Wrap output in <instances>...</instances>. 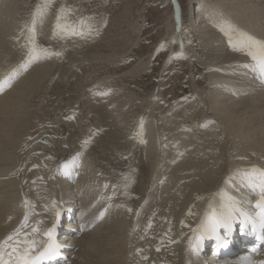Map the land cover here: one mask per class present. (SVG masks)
Returning <instances> with one entry per match:
<instances>
[{
  "label": "bare ground",
  "instance_id": "6f19581e",
  "mask_svg": "<svg viewBox=\"0 0 264 264\" xmlns=\"http://www.w3.org/2000/svg\"><path fill=\"white\" fill-rule=\"evenodd\" d=\"M211 2L216 5L215 9L202 8L201 4L196 7L205 12L203 19L197 18L201 19L200 24L191 21L199 50H193L195 41L191 40L187 53L189 61L193 58L197 63L196 71L200 66L207 70V98L203 99L201 90L192 95L194 104L189 105L194 116L187 127L195 130L185 128L187 117L176 115L180 121H175V125L168 123L171 119L165 120L174 127V132L170 131L173 137L162 141L154 134L156 120L154 124L148 120L144 124L146 128L141 124L145 130L140 125L128 133L121 125V115L119 118L113 115L119 112L116 107L108 111V107L94 108L92 103L81 114L72 109L75 102L71 106L68 102L72 109L68 114L71 121H63L68 115L58 113L60 93L68 91L73 95L72 89L78 83L80 87L85 85V78L80 77L77 84L73 82L69 86L65 76L71 71L67 70L71 63L80 62L83 67L86 61L79 58L78 49L81 43L89 41L88 26L87 30L83 26L86 24L69 26L64 16L65 25L53 28L56 23L53 24V40L44 48L38 39L43 10H35L29 15V22L16 30L17 5L12 0H0V79L14 72L9 89L0 95V241L16 230L26 211L30 212V222L37 218L45 223L53 214L48 209L56 199L66 207L80 209L84 216L80 221L85 228L82 235L67 237V245L73 249L67 254L69 264H213L207 259L195 260L186 252L190 238L196 234L194 230L220 197H245L243 185L251 180L252 169H257L256 173L264 172V88L247 68L252 58L249 51L258 49L243 47L242 52H236L231 48L240 40L264 44V0ZM211 11L217 14L212 15ZM230 18L244 25L251 35L237 29ZM32 28L34 32L30 31ZM226 40L230 53L224 50ZM114 46L107 57H100L104 44L94 48L89 44L92 52L87 55L91 62L104 61L117 55H111ZM33 47L39 57H32L30 64L24 66ZM184 48L182 44L174 57L186 59ZM202 56L205 59L201 61ZM54 61L61 67L51 64ZM145 66L140 67L145 69ZM140 67L135 66L126 76L140 74L143 70ZM55 68L58 72L53 71ZM59 74L66 83L55 82ZM52 96L55 97L48 105L47 98ZM210 111L218 118L216 125ZM111 119L115 129L108 128L112 125L108 122ZM165 121L162 122L166 124ZM73 129L78 135L75 144L72 143ZM61 136L64 142L59 141ZM66 152L80 153L81 168L74 185L68 179L63 182L53 178V168L63 162ZM86 153L88 162L84 159ZM153 176L155 183L145 184ZM245 190L250 193L248 188ZM74 203H79V207ZM94 212L104 213L95 223ZM233 248L241 254L244 252L243 248Z\"/></svg>",
  "mask_w": 264,
  "mask_h": 264
},
{
  "label": "rangeland",
  "instance_id": "374dc122",
  "mask_svg": "<svg viewBox=\"0 0 264 264\" xmlns=\"http://www.w3.org/2000/svg\"><path fill=\"white\" fill-rule=\"evenodd\" d=\"M12 1L18 7L16 30L21 29L24 26L23 23L29 22V20L27 19L29 18V15H31V13H33L35 10H39V9L43 10L42 13L43 18L41 21H39L41 29L38 39L40 41L39 44L41 43L40 45L44 48L48 46L50 42L53 40L54 35L53 33H51V31H53V28H55L56 25L58 24L65 25L64 23L65 17L68 19L67 25L69 26L75 24H86L83 25L85 27V30H87V26H88L89 41L87 43H81L80 49H78L79 58H83L86 60L83 64L84 68L82 67V64H80V62H77V64L71 63L70 64L71 67L67 68L68 72L70 69L71 71L65 76L66 77L65 80L68 81V84L70 83L69 86L73 82H76L75 84H77V82H79L80 77L85 78V80L83 81L85 85L82 83L83 85H81L80 87V84L78 83L77 86H75L74 89H72L74 92L73 95L71 94V92L68 91L67 92L63 91L60 93L58 99V103L60 105L59 106L60 111H58V113H61L60 114L61 116L68 115L69 113H71L72 109L83 114L88 109V106L86 107V105L89 104L91 107L93 103L94 108L97 107L100 109H105L108 107L107 108L108 111L115 109V107L119 108L120 113L115 112L113 115L114 117L117 118H119V116L121 115L120 119L122 118L123 121V123L121 122V125L122 127L125 126L124 128L127 129V131H129L128 133L137 129L141 124L147 125L148 120L152 124H154L153 122L156 120L154 124L156 126V127L154 126V130H155L154 134L156 135L157 138L153 135L154 139L155 138L157 140L162 139V141H165V139L168 140L173 137V135L170 136V134H173L171 132H174L173 130L174 127L171 126L175 125L174 123L175 121L177 122L180 121V118L176 119L174 117L176 115H180L185 118L187 117L185 128H187L188 131L195 130V128L192 129L191 127H187L188 124L189 125L192 124L193 122L192 116H194L193 113L190 112L192 110V106L189 104L191 103L192 105L194 104L193 99L195 97H193L192 95L198 93V91L200 90H201V94L203 93L204 95L203 99L206 100L207 98L206 92H207L209 76H207L208 75L207 70L204 69L203 66L201 68L200 64H198L200 66L199 69H197V71L195 70L197 63L194 62L192 57H191L192 61H189V56L187 53L189 52L188 49L191 40L195 41L193 44L195 48L193 50L195 51L199 50L198 49L199 43L195 38L196 35L193 34L194 31L192 28L191 21L195 22V25H197L198 22L200 24L201 19L204 18V16L202 18V14L205 12L204 11L201 12L200 9L199 8L197 9L196 7L199 4L203 5L202 8H204L205 6L210 7V9L213 6L216 7V5L211 2L212 0L210 1L208 0V2H206L205 0H200V1L195 0L194 4L191 3L192 0H12ZM215 7H213L212 9H215ZM216 14L212 12V15H216ZM198 16L201 17V19H197ZM216 19L217 18H215V22ZM230 21L232 22V24H234V26L237 29L251 35V33L247 31L248 29L244 25L241 26V24L231 20V18ZM54 23L56 24L53 26ZM173 23L176 24V27L175 24ZM170 24L172 25V27ZM172 28L174 29V31H172ZM85 30L83 31L85 32ZM41 40L43 41V43ZM184 40H185V44L183 43ZM179 41H181L182 44L185 45L184 49L186 54L184 56L186 57V59L180 57H176V58L174 57L175 55L176 56L178 55L177 51H180L182 46V44L181 45L179 44ZM89 44L92 46V48L96 47L98 44L99 45L104 44V52L103 54L100 55V57H107V55L110 54L109 50L115 45L114 46L115 50L111 53V55H114L115 53L117 55L113 56L114 58L113 57L112 58L110 57L108 59L106 58L104 60L106 63L104 61H95V63L93 61L91 62L88 56L89 55L88 53L92 52L88 48ZM224 47L226 53H230L231 49L228 44V41L226 42V46ZM243 50L244 48L242 49V51ZM201 51H203V49ZM202 58L203 59H201V61L205 59L203 56ZM63 60H66V57ZM51 64H53L55 67L59 66V63L57 61H54ZM142 65L143 66L146 65L145 66L146 70L144 69V67H140ZM135 66H139L140 68H143L141 73L138 75L136 74V76L134 75L135 77L132 75L130 77L126 76V73L129 72V70L132 71L135 68ZM60 67L61 65L57 68ZM57 68L53 69V71H55ZM193 75H195V78H193ZM202 77H207V78L205 79ZM63 79L64 78H62V75L59 74L55 78V82L62 81ZM201 79L202 82H200ZM66 81H62V82L66 83ZM198 83L200 84L198 85ZM196 86L202 89H199ZM80 90L82 97L80 95ZM110 93H112V96L108 97L109 96L108 94ZM218 93L220 94L221 92L219 91ZM55 94H57V92H55ZM76 95L79 99L76 97ZM92 95L96 99L92 98L91 97ZM103 96L105 99L103 98ZM54 97L55 96L47 98L46 103L49 105V100H53ZM72 98L75 99L73 100ZM68 102L70 103L69 106L73 105L72 103L75 102V106L72 107V109H69ZM77 102L80 103L77 105ZM109 103L111 104V106L109 105ZM149 108H151V110ZM176 110H178L177 113H175ZM150 114L153 116V118ZM209 114L215 116L214 112L210 111ZM68 117L69 115L67 117L62 118V120L65 122L71 121V118L67 119ZM159 118L162 119L160 120ZM167 119H171L170 121H168L169 124L171 123L170 124L171 126L165 121ZM216 119L218 120V118L215 116V123H214L215 125L217 124ZM111 121H113V119H111L108 122L112 124ZM162 121H165L166 124H164ZM78 122L79 120L76 123ZM118 122H120V120L117 121V125L119 124ZM142 125L140 127H142V129L145 130L146 126L144 125L145 128H143ZM213 126H211L210 128H212ZM132 127L133 130H131ZM169 127H171V130ZM207 127L208 126H206L204 129L207 130ZM108 128L115 129L113 124L108 125ZM73 131H74V136L72 137L73 140L72 143L75 144L76 143L75 137L78 135L76 134L75 129H73L72 132ZM161 133L164 134V136L161 137ZM209 133H212V131ZM59 141L64 142V137L61 136V139ZM44 143L47 142L44 141ZM73 147L72 150L74 149ZM87 154L88 153L84 155V159L85 161L88 162V160H86L89 158L87 157ZM75 155H77V153L75 154V152H66L62 156L63 158L62 161H65L68 158ZM185 156L187 157V153L185 154ZM98 167H102V166H98ZM98 170L99 169H97V171ZM12 172L13 170L11 171V173ZM148 172H150V170H148ZM97 175L100 176V173H98ZM103 175L105 177V174ZM114 175L115 173H113L111 176ZM107 178L110 180L109 177ZM149 183L150 184L155 183L154 176L151 180L145 181V184L150 185Z\"/></svg>",
  "mask_w": 264,
  "mask_h": 264
},
{
  "label": "snow or ice",
  "instance_id": "6c2138e0",
  "mask_svg": "<svg viewBox=\"0 0 264 264\" xmlns=\"http://www.w3.org/2000/svg\"><path fill=\"white\" fill-rule=\"evenodd\" d=\"M59 27V24L57 25ZM34 32V28L30 29ZM231 39V38H230ZM234 50H239L240 47L257 48L258 51H249V55L254 59L259 61V66L262 72H264V44H257L255 41H245L240 40L232 44ZM31 55L34 58L39 57V53L35 47L31 49ZM3 90V82H0V91ZM87 143V141H85ZM66 167V166H65ZM257 169H252L255 173ZM261 179L264 181V172L261 174ZM108 186L105 185V188ZM27 203V201L25 202ZM258 212L256 216L259 219L261 227H264V191L261 192L260 198L255 204ZM53 208H56L55 202L53 201ZM131 211V209H129ZM56 223L45 231L43 235L47 237L46 242L38 243L36 239L29 240L25 236L24 240L21 241L17 239L19 232L15 235H9L6 240L0 243V264H46L47 261L53 259L59 254V245L54 242V234L56 227L59 223V217L61 213L57 210L56 213ZM245 216L244 223L251 220L247 214H242ZM104 213L100 214L99 219H102ZM27 220V217H26ZM232 220L233 217L230 213L218 212L213 209L209 214H206L202 220L200 226L194 230V243L190 242V250L197 254L199 253V248L202 242L206 238L215 237L217 240V247L223 248L227 247L226 237L231 233L232 230ZM183 223V222H182ZM221 230H223V236H221ZM39 231L38 227H33L32 232L37 233ZM14 243H10L13 242ZM22 245V246H21ZM159 251V249H157ZM260 264H264L261 261Z\"/></svg>",
  "mask_w": 264,
  "mask_h": 264
}]
</instances>
